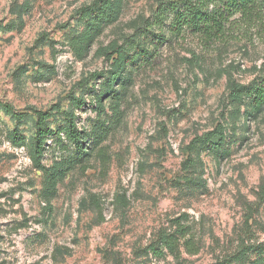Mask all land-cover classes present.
<instances>
[{"label": "rangeland", "instance_id": "374dc122", "mask_svg": "<svg viewBox=\"0 0 264 264\" xmlns=\"http://www.w3.org/2000/svg\"><path fill=\"white\" fill-rule=\"evenodd\" d=\"M95 1L0 0V264L260 263L264 107L236 103L228 84L264 76V18L210 43L164 24L157 44L158 28L140 27L159 0H111L115 19L94 33ZM137 43L150 57L116 76L117 53L101 49L128 57ZM72 116L85 148L46 135L38 164V127ZM215 128L223 146L190 143Z\"/></svg>", "mask_w": 264, "mask_h": 264}, {"label": "trees", "instance_id": "16d2710c", "mask_svg": "<svg viewBox=\"0 0 264 264\" xmlns=\"http://www.w3.org/2000/svg\"><path fill=\"white\" fill-rule=\"evenodd\" d=\"M94 5L97 6L94 15L90 16L86 23V31L98 30V25H93L94 19H101L102 21L114 20L117 11H115V4L111 0H96ZM264 18V0H159L155 10L151 13L150 19L144 21L143 26L140 27L141 34L146 33L152 28H158L154 34V43L162 44L167 41L164 24L168 26V33L174 36H182L189 32L198 35L205 42L223 41L234 31H246L255 22L261 23ZM89 33V32H88ZM113 54L117 53L114 58V63L117 65L115 75L122 71L123 66L132 61L136 56L147 57L149 52L144 45L137 43V51L130 56L125 57L120 49H113V46L101 49L107 58L108 50ZM100 72H91L89 77L96 79L100 76ZM110 82V81H109ZM111 84V83H108ZM228 91L230 96L236 103H242L249 107L250 111H259L264 107V76L257 81L248 85H243L235 81H230L228 84ZM103 92H100L102 95ZM84 101L80 98H74L72 104L76 108H80ZM94 109L98 115L105 113L104 106L101 99H94ZM250 111H245L250 114ZM38 120L41 122L46 113L38 112ZM63 131L66 138L76 147L83 146L84 139L88 134L86 131H79L76 128L73 116L68 121V125L63 126L58 130H51L49 128L38 127L36 143H35V160L39 164V159L44 150L45 136L50 134H57ZM101 133L98 138H102ZM192 144L208 143L213 148L221 147L224 144L223 133L215 128L202 135L195 136L191 142ZM84 147V146H83ZM85 148V147H84ZM158 241L162 243L163 247L168 250H174L177 243L176 237L169 233H161L158 236ZM253 247L245 246L242 248L241 254L244 255L245 250L250 251ZM157 253H161L160 249H156ZM234 257L224 260L219 264H230L234 261ZM236 264H243L237 261ZM248 264H264V259L259 263L253 261Z\"/></svg>", "mask_w": 264, "mask_h": 264}]
</instances>
